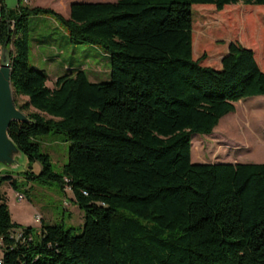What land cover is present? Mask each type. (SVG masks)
I'll list each match as a JSON object with an SVG mask.
<instances>
[{"label":"trees","instance_id":"1","mask_svg":"<svg viewBox=\"0 0 264 264\" xmlns=\"http://www.w3.org/2000/svg\"><path fill=\"white\" fill-rule=\"evenodd\" d=\"M241 1H72L68 15L49 6L0 7V46L10 48L13 95L27 119L8 133L30 163L24 173L56 180L84 212L74 225L39 228L11 217L1 184L2 264H264V162H192L191 136L210 133L234 102L264 95L254 50L229 41L216 68L193 56L192 5L227 9ZM224 7V8H223ZM47 14L73 43L110 56V78L83 68L47 75L29 65V17ZM264 52L262 14L249 6L227 15ZM240 26V27H239ZM198 49L203 47L197 42ZM65 132L67 161L53 170L37 136ZM258 141L256 142V144ZM40 170L34 174L31 162ZM30 168V169H28Z\"/></svg>","mask_w":264,"mask_h":264},{"label":"rangeland","instance_id":"2","mask_svg":"<svg viewBox=\"0 0 264 264\" xmlns=\"http://www.w3.org/2000/svg\"><path fill=\"white\" fill-rule=\"evenodd\" d=\"M94 1V0H92ZM69 0H21L22 4L49 6L66 14ZM18 0H0L6 8L15 7ZM201 4V3H197ZM192 5V38L194 47L201 41L203 47L197 50L198 55L218 57L229 41L235 40L254 50L260 65L264 66V52L260 53L251 44L250 36L238 25H231L227 19L233 9L249 6L262 14L264 27V6L260 4H245L241 1L226 4L227 9L212 10ZM223 7V8H224ZM240 27V26H239ZM29 65L44 70L46 83L51 86L58 75L83 68L91 80H108L110 78V56L100 46L89 43H73L63 25L47 14H35L29 17ZM1 53V46H0ZM195 57V52L193 51ZM14 101L23 103L27 96L13 95ZM16 103V104H17ZM233 111L223 115L210 133H193L191 136L192 162H264V95H253L234 102ZM18 106V105H17ZM21 109V108H20ZM29 106L27 110H33ZM41 150L49 154L53 170L61 171L67 161L69 141L65 132L50 130L37 136ZM258 143L256 144V142ZM12 167L0 162L3 173L8 172L15 178L16 186L7 181L1 184L11 217L23 225L39 228L41 222L63 223L74 225L73 233H78L84 222L83 210L72 199V191L66 186L60 188L56 180L41 181L35 176L24 173L29 166L25 154L11 152ZM34 174L40 170L37 161L31 162ZM30 169V168H28ZM21 193L22 197L17 195Z\"/></svg>","mask_w":264,"mask_h":264},{"label":"water","instance_id":"3","mask_svg":"<svg viewBox=\"0 0 264 264\" xmlns=\"http://www.w3.org/2000/svg\"><path fill=\"white\" fill-rule=\"evenodd\" d=\"M4 43L0 53V162L7 167L13 166L11 152L23 153L8 133L12 120L23 121L26 114L14 101L10 77V48ZM24 154V153H23Z\"/></svg>","mask_w":264,"mask_h":264},{"label":"crops","instance_id":"4","mask_svg":"<svg viewBox=\"0 0 264 264\" xmlns=\"http://www.w3.org/2000/svg\"><path fill=\"white\" fill-rule=\"evenodd\" d=\"M72 1H92V0H69V2H68L69 5H70V3ZM94 1H97V0H94ZM66 9H67L66 10L67 11L66 14L68 15V13H69V6ZM197 50H198V48L194 47V43H193V51L195 52V55H196L195 58H197L199 56L197 54ZM226 50H227V46L225 47V49H223L222 51H220L221 53H219L218 57H202L201 63L206 64V65H211V66H214L216 68H219L221 66V58H222L223 54L226 52ZM261 68L264 70V66H262ZM41 219H43V218H41Z\"/></svg>","mask_w":264,"mask_h":264},{"label":"built area","instance_id":"5","mask_svg":"<svg viewBox=\"0 0 264 264\" xmlns=\"http://www.w3.org/2000/svg\"><path fill=\"white\" fill-rule=\"evenodd\" d=\"M17 196H18L19 198H21V197H22V194L19 193ZM37 219H38V220L40 219V216H39V215L37 216ZM0 264H2L1 250H0Z\"/></svg>","mask_w":264,"mask_h":264}]
</instances>
